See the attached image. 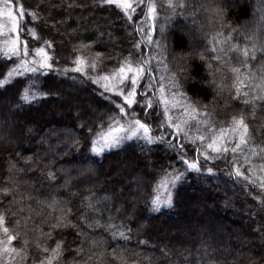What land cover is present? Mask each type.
<instances>
[{"label":"trees","instance_id":"1","mask_svg":"<svg viewBox=\"0 0 264 264\" xmlns=\"http://www.w3.org/2000/svg\"><path fill=\"white\" fill-rule=\"evenodd\" d=\"M155 2L153 30L140 7L130 15L103 0H20L24 11L18 32L28 43L27 59L44 46L52 64L39 72L21 68L23 75L13 77L19 82L0 86V136L8 133L16 142L0 147V189L13 188L8 194L0 191V214L8 234L16 237L10 245L20 251L11 255L22 258L21 264H264V189L259 187L264 176V54L255 50L264 47V0H186L174 11L168 0ZM6 46L0 52L3 74L20 62L5 60ZM78 57L86 63L78 65ZM148 58L154 74L148 115L143 84L137 87L138 104L126 106L156 137L182 143L183 151L137 137L95 155L93 136L109 126L110 117L123 115L117 107L126 104L96 79L118 73L126 60L135 65ZM4 78L0 75V81ZM21 82L37 85L41 95L22 100ZM169 115L174 123L188 121L190 127H182L191 139H174L167 124L157 128ZM241 115L251 139L243 149L249 162L237 153L245 174L237 176L231 153L206 147L210 129L198 121L207 118L217 129H227L232 117ZM196 135H204L206 142L193 143ZM198 151L212 158L200 155V169L186 170V161L195 160ZM173 169L185 175L176 182L172 206L151 211L159 181L169 173L171 182ZM117 231L127 239L113 236ZM57 243L58 255L53 251ZM112 250L125 260L112 256Z\"/></svg>","mask_w":264,"mask_h":264},{"label":"snow or ice","instance_id":"2","mask_svg":"<svg viewBox=\"0 0 264 264\" xmlns=\"http://www.w3.org/2000/svg\"><path fill=\"white\" fill-rule=\"evenodd\" d=\"M105 3H116L117 0H103ZM121 2V7L126 11V12H134L136 7H140L141 10V15L144 17L145 20H148L149 17L151 18L152 23L149 25L151 29L154 30V22L157 18V3L155 0H120ZM186 0H175V3H173V0H168V4L171 8V10H175V7H178L182 4H185ZM8 4H12V0H8ZM163 6V5H161ZM20 11L23 12V5L20 6ZM216 15H219V9L215 10ZM0 15H7L12 18V25L13 29L16 30L18 27L17 21L18 17L15 15L13 9L11 7H8L6 10H0ZM31 17L33 20L38 19V14L37 12L33 11L31 12ZM32 35H35V32H32ZM148 40L151 41V36H147ZM9 47L6 52H4L2 55L5 57V60L8 62H12V58L18 59L20 62L19 64L16 65L15 68L8 70L6 74L0 73V75H4V80L0 81V86H6V87H11L13 86L14 83L19 82L13 80V77H19L23 75L19 71L21 68H26L27 72H39L43 69H52V64L50 63L51 61V56L49 54V51L46 47L41 46V47H36L34 48L33 52L34 55L32 56L31 60L27 59L28 55V43L26 40L21 41L19 38V33L17 32V35L14 39L8 42ZM51 41H44L45 45H51ZM262 45H264V41L261 42ZM23 45V47H21ZM83 47H87V45H82ZM255 50H260L262 54H264V47H260ZM244 54L247 55V50L244 51ZM99 55V54H97ZM143 55V54H141ZM221 57L217 56L216 60H220ZM78 65H83L86 63L83 57H78ZM150 58L144 59L141 61H137L138 67L133 68L131 64L126 60L125 64L122 65L118 73H114L113 75H117L122 77L121 79L118 80V85L116 87H108V85H105L106 88H108L109 91L111 92H116L118 94V97H122L123 101L125 103H121L117 107V113L118 114H123V117L126 118V124L127 128H125L124 123H121V120L118 118V116H113L110 117V128L108 132L105 133H98L97 137L93 140V148L90 149V151H95L98 154L102 153L105 148H111L113 146H119V144L122 142L124 139H132L134 137L138 136H143L146 140L152 141L153 139L155 140H160L164 141L169 144L170 147L173 148V151L180 150L181 152L184 149V145L182 143L179 144H174L170 141H165L163 136H158V137H152L150 135V132L152 131L151 127L149 124L144 123L143 121L136 119L135 114L132 111V109H129L126 105H132V104H138V101L135 100V96L137 94V87H139V81L144 80L145 77L142 74L144 72L145 68H148V79L147 82L143 85L145 89V96L142 98L144 101V111L145 115L147 117V109L151 108V101L147 97V89L152 87L151 79L154 74L151 73L150 70ZM35 64L37 65L36 67H31L29 65ZM126 65V66H125ZM92 67L96 66L95 61H93ZM250 67V66H249ZM78 71L84 72L85 69L83 67L77 68ZM234 72H239V69H233ZM134 73L133 75L129 76L126 75V73ZM85 74H87L85 72ZM109 80L110 77L105 74L103 77H100L96 79V83H100V80ZM242 83V82H241ZM21 86L23 87V95L21 96L22 100H35L37 99L41 93L36 91L37 85L33 83H29L26 87L23 86V83L21 82ZM123 88H127L128 92L125 94V92L122 90ZM261 88H264V78H262V83H261ZM161 92H163V88L161 87ZM31 93V94H29ZM103 95V93H101ZM237 97L240 96V88L238 87L236 90ZM44 95H47V93H44ZM175 95V94H173ZM184 95V94H181ZM247 95V93H245ZM261 99H264V97H261ZM245 103H248V101H245ZM166 108H167V102H166ZM192 107V111L199 115V110L195 109L194 106ZM154 112L155 109H152ZM185 111L187 112L188 109L185 108ZM131 114V115H130ZM205 117H208L209 114L207 112L204 113ZM165 124L170 125L171 129H174L173 133V138L176 139L178 137H183L184 139H191V137L188 136L187 132L184 131V126L190 127L188 125V121L181 120L180 123H174L172 121L171 116L169 115L164 121H162L160 124L157 125V128L163 127ZM119 125V128H115L113 126ZM198 125H203L206 126L207 128L210 129V135L207 137V142H206V137L204 135H196L195 139L192 140L193 143L196 142H206V147L208 149H213V151L217 154L223 155L225 153H231V159L234 162L235 165V173L237 176H244V172L241 171L239 164L241 163L240 159L237 157V153H240V155L243 157V163H248L249 158L246 154H244V147L249 144V141L251 139L250 133H249V128L248 124L245 122V118L243 115L237 117L233 116L231 119V123L227 129L225 128H220L217 129L215 124L212 123L209 119H204V120H199ZM103 128V125H101ZM89 132H92V129L88 130ZM123 131L126 133L125 136L123 137H118V136H113L114 132H120ZM197 132H199V127L197 128ZM178 134V135H177ZM111 137V142H107L109 138ZM100 141H105L103 147H95V143L100 142ZM234 143V146L229 147V144ZM200 155H203L207 159H211L212 157L208 156V153L205 151L203 153H200L199 151L197 152V158L192 161H186V170L187 169H193V170H199L200 169V163H199V158ZM252 155H256L255 152L252 153ZM29 160H31V157H28ZM180 159L182 161L185 160L184 156H181ZM11 167H15V165H12ZM23 171V169H21ZM208 172H212L213 169L208 168ZM173 173L175 175H172L171 177V182L169 183L167 181V177L170 175L169 173H164L163 174V179L161 182L158 183L157 186V191L159 190V187L163 186L165 188H174L176 182L180 181L185 173H180L178 170L173 169ZM48 176L51 177L53 180L55 179V176L49 172ZM246 179H251V177H246ZM260 184L259 187L261 189H264V176L260 177ZM5 194L13 192V188L10 187H3L0 189ZM152 210L159 212L162 206H168L171 207L173 204L172 196L171 193H169L168 197L165 200H161L159 196H156L155 198L151 199L149 201ZM70 211V209H69ZM5 221V217L3 214H0V224H3ZM66 226V225H65ZM56 227H61L59 223H57ZM5 233H8V229L5 227L3 229ZM113 236H119V237H124L127 239L125 236V232L122 231H117L113 233ZM7 240L14 241L16 240V237L13 235H8ZM24 243H27L25 240ZM61 247V243H57L56 249L53 251L59 254V249ZM11 251H20L15 248L10 249ZM47 250V249H45ZM78 251H82V249H79ZM112 256L116 257L119 260L124 261L125 258L123 257L122 253L121 255H117L116 250H112L111 253ZM41 264H44V262H41ZM48 264H51V260H49Z\"/></svg>","mask_w":264,"mask_h":264},{"label":"rangeland","instance_id":"3","mask_svg":"<svg viewBox=\"0 0 264 264\" xmlns=\"http://www.w3.org/2000/svg\"><path fill=\"white\" fill-rule=\"evenodd\" d=\"M2 4L0 5V10H6L8 7H11L12 9H13V11H14V13H15V15L18 17V21H17V24L19 25V16L21 15L19 12H20V6H21V3H20V0H14V1H12V4L11 5H9L8 4V0H3L2 2H1ZM115 4H117L118 6H120L121 7V2H120V0H117V2L115 3ZM122 8V7H121ZM123 9V8H122ZM124 10V9H123ZM125 11V10H124ZM128 14H130L131 15V13H129V12H127ZM31 26H32V23L30 24ZM18 28H19V26L17 27V29L14 31V30H12L13 29V25H12V18L11 17H9V16H7V15H0V52H2L3 50H4V48H5V46L6 47H9V41H11L12 39H14L16 36L15 35H17V32H18ZM31 29V31L33 32H35V28H33V27H31L30 28ZM19 33V32H18ZM4 36H6V37H4ZM4 37V38H3ZM7 39H9L8 41H6ZM6 49V48H5ZM77 60V59H76ZM85 60H87V59H85ZM78 61V60H77ZM133 68H136V67H138V64H135V65H131ZM16 67V65L13 67V68H15ZM32 67V66H31ZM36 67V66H35ZM12 68V69H13ZM148 68H145L144 69V72L142 73L143 75H144V77H145V79L144 80H141V81H139V85L140 84H145L146 82H147V77H148V70H147ZM88 70V69H87ZM134 73H131V72H129V73H126V75H129V76H131V75H133ZM105 74H102V75H99L100 77H103ZM109 77H110V79L109 80H103V79H101L100 80V83L101 84H104V85H108V87L110 88V87H116L117 85H118V80L119 79H121L122 77H120V76H117V75H108ZM143 82V83H142ZM142 85V86H143ZM125 90H127V92H128V89H126V88H124ZM152 89V87H150V88H148L147 89V93H148V91L149 90H151ZM143 94L145 95V92H143ZM156 97H157V94H156ZM163 98H164V96H163ZM164 100H166L165 98H164ZM120 120H121V123H124V125H125V128H127V124H126V118H124L123 117V115H121V116H119L118 117ZM136 119H139V120H141L140 118H138V117H135ZM142 121V120H141ZM145 123V122H144ZM113 127H115V128H119V125H115V126H113ZM109 128H110V124H109V126L107 127V128H104V129H102V130H100L99 132H97L94 136H93V138H92V145H91V149L93 148V140L97 137V134L98 133H105V132H108L109 131ZM9 133H10V131H9ZM2 134V133H1ZM126 135V133L125 132H123V131H120V132H114L113 133V136H118V137H123V136H125ZM150 135L152 136V137H156L155 135H154V132L152 133V131L150 132ZM134 138H137V137H134ZM134 138H132V139H134ZM138 138H143V139H145L143 136H138ZM0 139H1V141H3L2 143L0 142V147L1 146H10V147H13V145H15L16 144V142L15 141H13V140H11L10 138H9V134L8 133H4L3 135H1L0 136ZM127 140H130V139H124V140H122V142L119 144V146H121L125 141H127ZM146 140V139H145ZM146 141H148V140H146ZM154 141H156L155 139H153L152 141H148V142H154ZM107 142H111V137L109 138V140L107 141ZM104 143H105V141H100V142H97V143H95V147H103V145H104ZM119 146H113V147H111V148H105L104 149V151L102 152V153H97V152H95V151H92L95 155H97V156H101L105 151H109V150H112V149H115V148H117V147H119ZM128 175H124V176H122L123 177V179H125L124 177H127ZM122 177H120V176H117L116 174H114V178H118V179H120V178H122ZM128 178V177H127ZM163 179V178H162ZM162 179L159 181V182H161L162 181ZM167 181L170 183V179L167 177ZM176 185H177V183L175 184V187L174 188H165V187H163V186H161V187H159V190L158 191H156V193H155V197L156 196H159L160 197V199L163 201V200H165L167 197H168V195H169V193H171V196L173 197V194H174V191H175V188H176ZM154 197V198H155ZM163 207H165V206H162L161 208H163ZM150 209H151V211H153L152 210V207H151V205H150ZM6 227V226H5ZM3 229H4V226H3V224H0V264H21L22 263V258H20V259H18V257L14 254V255H11V253L13 254V253H15V251H12L11 252V250L10 249H12V246L10 245V243H11V241L9 242L8 240H7V236L9 235L8 233H5L4 231H3ZM9 232V231H8ZM241 252L242 251H244V249H241L240 250Z\"/></svg>","mask_w":264,"mask_h":264}]
</instances>
